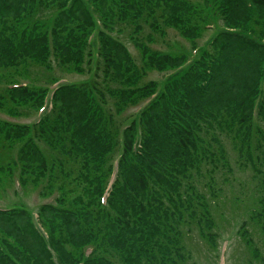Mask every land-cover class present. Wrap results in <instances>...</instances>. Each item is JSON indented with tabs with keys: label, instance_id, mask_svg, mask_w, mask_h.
Wrapping results in <instances>:
<instances>
[{
	"label": "trees",
	"instance_id": "1",
	"mask_svg": "<svg viewBox=\"0 0 264 264\" xmlns=\"http://www.w3.org/2000/svg\"><path fill=\"white\" fill-rule=\"evenodd\" d=\"M65 75L82 79L38 119L0 120V174L52 200L0 211V264H196L193 234L220 239L208 183L228 152L255 182L236 232L264 264V0H0V113L35 117Z\"/></svg>",
	"mask_w": 264,
	"mask_h": 264
},
{
	"label": "rangeland",
	"instance_id": "2",
	"mask_svg": "<svg viewBox=\"0 0 264 264\" xmlns=\"http://www.w3.org/2000/svg\"><path fill=\"white\" fill-rule=\"evenodd\" d=\"M196 2H203V0H195ZM222 23L218 21L216 25L220 26ZM211 31L206 32V36L202 39L196 41V53H190L188 55V60H193L196 58L201 50L202 47L206 46L208 42H210L212 38L215 37L216 32L211 33ZM166 42H173V41H181L183 40L178 36L175 30H167L165 36ZM188 45V44H187ZM133 56H136V52L128 46ZM190 47V45H189ZM198 47V48H197ZM189 50V49H188ZM197 60V59H194ZM193 60V61H194ZM67 81H79L81 78L77 76H66ZM148 79H157V80H164L163 74L157 73H150L148 75ZM141 103L138 104V106ZM49 108V107H48ZM47 108V110H48ZM133 108L129 111L125 112L124 115H130L133 113ZM0 119L8 120L3 115L0 114ZM24 123L28 122V120H22ZM227 157L230 160L231 167L233 172L231 175L226 176V180H222V176H219V172L216 175V181L210 180L211 182L208 185L212 186L214 189H220L218 195L213 197L212 199H216L215 203L211 202V205H217L215 221L218 225V232L220 239L218 240V245H213L212 250L208 249L204 243L198 238L197 234L194 233L193 237L189 243L190 250L192 253L193 260L196 264H249L248 259L249 256L246 253L245 245L240 237L237 235V229L240 223L243 220L248 221V216H245V210L249 204L247 197H241L239 192L245 191L246 189L251 190L254 186V181H251L250 172L249 171H242L238 166V162H236V155L229 153ZM9 159V155H8ZM7 162L4 159L3 164ZM217 164L221 165V162H217ZM219 165V167H220ZM227 173V172H226ZM225 173V174H226ZM224 174V175H225ZM207 179L206 182H208ZM228 181V183H226ZM9 179L6 175L0 174V208L11 207L13 204H21L20 200L15 196L17 193V186L14 184L9 187ZM9 187V188H7ZM3 188L5 189L6 193L4 192ZM201 191L207 194L200 193L204 198H208V192L206 190L205 185L200 187ZM249 194H253V190L249 192ZM232 196H240L242 201L237 202L236 205H233ZM228 198V201H227ZM24 199V197H23ZM26 200V205L30 207V211L34 210L37 206L41 205L44 199L40 200L33 195L32 197H28ZM24 200V201H25ZM239 200V199H238ZM261 217H264V213ZM221 218H223L221 220ZM250 231L253 235L254 241L257 243V247L259 251H262L260 236L258 233L254 232L253 229L250 228ZM75 246H67L69 251L73 252ZM52 254V252H51ZM132 264H136L132 262ZM253 264H257L254 262Z\"/></svg>",
	"mask_w": 264,
	"mask_h": 264
}]
</instances>
